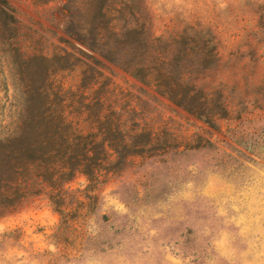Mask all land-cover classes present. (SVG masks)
<instances>
[{
	"label": "rangeland",
	"instance_id": "374dc122",
	"mask_svg": "<svg viewBox=\"0 0 264 264\" xmlns=\"http://www.w3.org/2000/svg\"><path fill=\"white\" fill-rule=\"evenodd\" d=\"M66 2L0 0V135L23 89L45 87L120 158L76 173L62 213L42 194L2 215L0 264H264V0H145L154 35L212 40L214 61L194 77L212 119L101 58L102 75L82 83L90 51Z\"/></svg>",
	"mask_w": 264,
	"mask_h": 264
},
{
	"label": "trees",
	"instance_id": "16d2710c",
	"mask_svg": "<svg viewBox=\"0 0 264 264\" xmlns=\"http://www.w3.org/2000/svg\"><path fill=\"white\" fill-rule=\"evenodd\" d=\"M63 8L70 12L71 28L90 51L81 50L86 57L81 61L82 83L88 84L89 71L98 70L101 58L118 64L187 112L212 119L204 112L210 99L194 83L195 75L214 61V45L208 36L202 39L186 31L154 35L153 16L145 0H67ZM77 19L82 20L80 25ZM65 53L60 57L73 55ZM96 73L102 75L100 69ZM22 95L17 120L0 135V217L26 197L42 194L62 213L65 184L78 172L91 177L102 166L116 165L120 155L109 139L93 131L90 121L88 132L76 127L65 107L53 104L58 93L29 85ZM122 144L130 153L142 149L128 141Z\"/></svg>",
	"mask_w": 264,
	"mask_h": 264
}]
</instances>
